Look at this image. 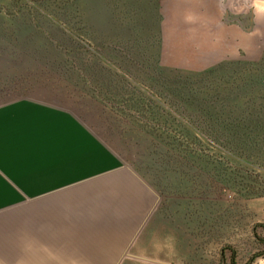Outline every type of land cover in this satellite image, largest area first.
Instances as JSON below:
<instances>
[{
    "label": "crops",
    "instance_id": "crops-1",
    "mask_svg": "<svg viewBox=\"0 0 264 264\" xmlns=\"http://www.w3.org/2000/svg\"><path fill=\"white\" fill-rule=\"evenodd\" d=\"M141 3L158 16L163 68L198 73L264 43V0ZM165 184L65 109L2 104L0 264H175L195 226L176 208L190 216L191 197L178 205Z\"/></svg>",
    "mask_w": 264,
    "mask_h": 264
},
{
    "label": "rangeland",
    "instance_id": "rangeland-1",
    "mask_svg": "<svg viewBox=\"0 0 264 264\" xmlns=\"http://www.w3.org/2000/svg\"><path fill=\"white\" fill-rule=\"evenodd\" d=\"M130 10H121L106 0H0V105L31 99L65 109L89 126L122 159L137 162L145 155L134 138L125 134L128 127L121 121L109 119L106 109L84 97L76 85H70L69 73H66L68 58L82 62L84 70L92 65L91 73L86 75L93 79L99 76V67L118 69V63L108 61L107 53L111 52L119 63L129 66L130 74L142 83L156 76L152 57L157 40L137 31L134 25L143 26L144 13L134 14ZM256 50L246 51L238 59L224 60L218 65H223L220 67L226 70L225 74L233 69L256 74L264 70V43L258 52ZM150 53L153 55L149 56ZM235 62L242 65L229 67ZM183 76L175 73L166 81L181 83ZM258 86L253 82V88ZM174 165V169L165 167L166 176L182 173L184 180L189 179L185 181L189 183L181 187L187 193L166 183V195L175 196V203L182 201L178 205H186L184 201L191 197L187 201L190 216L187 210L176 208L183 216L180 223H190L191 228L195 226V237L187 241V249L179 253V260L178 253H174L175 264H230L232 256L235 264H245L252 255L263 251L264 247L254 238V229L258 228L257 234L264 238L260 228L264 227V197H238L220 184L208 181L205 175L196 179L190 170L177 167L176 161ZM174 189L181 191L179 195L186 199L178 198ZM174 220L170 217L167 221L173 224ZM252 264H264V258Z\"/></svg>",
    "mask_w": 264,
    "mask_h": 264
},
{
    "label": "trees",
    "instance_id": "trees-1",
    "mask_svg": "<svg viewBox=\"0 0 264 264\" xmlns=\"http://www.w3.org/2000/svg\"><path fill=\"white\" fill-rule=\"evenodd\" d=\"M106 1L121 10L144 13L143 26H134L157 40L152 57L156 76L142 83L110 52L108 61L118 63L121 72L99 67V76L93 79L86 75L91 73L92 65L84 70L82 62L68 58L70 85H76L84 97L106 109L109 119L128 127L125 134L143 150L145 156L138 161L154 181L183 184L189 180H184L180 172L166 176L165 167L174 169L176 161L177 167L190 170L194 178L203 174L238 197H264V70L239 73L233 68L240 67L241 62L231 63L229 67L234 71L228 74L218 64L198 73L163 68L156 13L147 10L140 0ZM175 73L184 75L183 82L166 81ZM253 82L259 86L253 88ZM257 229L254 238L264 247V238ZM258 258H264V249L245 264ZM230 262L235 264L233 256Z\"/></svg>",
    "mask_w": 264,
    "mask_h": 264
},
{
    "label": "water",
    "instance_id": "water-1",
    "mask_svg": "<svg viewBox=\"0 0 264 264\" xmlns=\"http://www.w3.org/2000/svg\"><path fill=\"white\" fill-rule=\"evenodd\" d=\"M225 20H226V17H225Z\"/></svg>",
    "mask_w": 264,
    "mask_h": 264
}]
</instances>
